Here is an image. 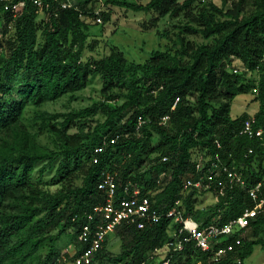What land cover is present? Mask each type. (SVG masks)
Listing matches in <instances>:
<instances>
[{
    "label": "trees",
    "instance_id": "1",
    "mask_svg": "<svg viewBox=\"0 0 264 264\" xmlns=\"http://www.w3.org/2000/svg\"><path fill=\"white\" fill-rule=\"evenodd\" d=\"M199 1H110L155 16L153 28L165 17H183L189 21L183 27L185 34L212 39L211 43L195 45L182 37L180 50L153 51L143 63L128 60L114 48L100 59L83 61L88 19H97L89 6L86 9L93 0L76 2L78 10L27 3L16 18L0 1V19L11 26L5 40L0 38V264H64L57 243L68 230L73 231L76 248L73 255L66 253L64 260L72 264L77 253L87 247L78 242L80 222L73 219L104 203L98 189L104 171L118 172L123 181L141 183L157 208L168 209L182 197V177L193 169L194 158L213 155L218 140L224 161L229 162L232 154L244 165L251 184L264 183L263 147L239 134L250 117L247 113L231 116L232 101L257 86L260 108L254 117L257 126L264 129V0H238L230 9H226V1L222 9L211 3V11L202 8L195 13ZM248 7L251 12L246 11ZM41 14L45 19L38 21ZM100 16L110 20L102 11ZM233 60H239L259 78L251 79L245 71L234 74L229 70ZM94 75L102 78L105 102L66 114L42 113L38 117L40 129L55 136L60 151L38 145V135L21 122L25 109L81 92ZM119 99L121 104L109 105ZM176 99L179 101L172 111ZM98 114L103 115V121L95 120ZM166 115L171 116L169 122L160 126V119ZM139 117L151 119L140 135L136 133ZM73 128L77 132L70 134ZM116 136V143H109L99 163L94 164V149ZM156 136L159 141L154 144ZM250 148L255 153L246 157ZM153 155H158L156 164L139 174ZM165 156L170 158L168 162L161 161ZM57 160L60 162L52 182L62 186L50 193L33 183V175L37 164L52 166ZM162 172L169 177L158 185ZM194 194L185 199L190 212L197 202ZM238 196L225 209L223 222L239 216L250 205L248 198ZM169 228L168 220L143 230L124 226L116 232L123 241L121 254H108L106 243L92 264L102 260L108 264H163L160 255L145 260L165 245ZM251 229L253 239L246 238L241 247L243 264L256 246L264 249V216L253 222ZM170 264L213 263L208 254L188 244Z\"/></svg>",
    "mask_w": 264,
    "mask_h": 264
},
{
    "label": "built area",
    "instance_id": "2",
    "mask_svg": "<svg viewBox=\"0 0 264 264\" xmlns=\"http://www.w3.org/2000/svg\"><path fill=\"white\" fill-rule=\"evenodd\" d=\"M4 10L13 18L22 14L27 3H32L39 8H49L51 4H57L62 9H75L78 6L75 0H0ZM97 4L102 0H93ZM89 5L91 13L97 16L96 22L101 23V7ZM264 60V54H263ZM234 74L249 72L248 69L229 68ZM250 73V72H249ZM251 74V73H250ZM251 92L258 95V87ZM179 99H176L172 111L175 110ZM171 116L166 115L159 121L160 126L167 125ZM151 119L138 118L136 133L140 132L144 125ZM240 136L257 141L264 149V129L257 126L255 117H250L241 126ZM118 136L111 140L105 139L103 144L94 149L93 163H99V156L104 153L108 144H115ZM217 151L210 156L200 155L194 160L193 169L182 177V197L177 199L168 209H159L151 199L145 186L132 180L123 181L118 172L104 171L98 185L99 191L104 195V203L95 206L91 211L84 213L82 217L76 216L73 220L80 222L78 242L87 245L74 258L72 264H92L98 256L101 248L107 243L109 237L124 226H132L143 230L163 220L170 221L169 239L160 249H155L145 262L157 255H163V264H170L174 255L182 253L188 244L203 253L208 254L209 262L220 264L232 261L235 264H243L241 247L244 244L247 231L251 224L260 216H264V183L251 184L250 179L244 173V165L238 163L232 154H229V162L224 161L221 155L223 146L220 141L215 142ZM255 153L253 148L248 149L246 157ZM158 155L147 159L139 170V174L146 173L156 164ZM168 156L162 157V162H168ZM167 172H162L158 177V185L167 181ZM194 192L193 199L196 204L192 211H188L185 205L186 197ZM201 193L214 195L212 208L199 205L198 197ZM238 195L248 198L247 205L239 216L223 222L225 209L235 202ZM223 200V204H221ZM190 212V213H189ZM144 264V263H143Z\"/></svg>",
    "mask_w": 264,
    "mask_h": 264
},
{
    "label": "rangeland",
    "instance_id": "3",
    "mask_svg": "<svg viewBox=\"0 0 264 264\" xmlns=\"http://www.w3.org/2000/svg\"><path fill=\"white\" fill-rule=\"evenodd\" d=\"M87 0H75L77 3L83 4ZM89 1V0H88ZM103 3L97 4L94 1L93 6L101 7L102 12L110 16L108 22H95L93 19H88L89 31H88V46L84 51L83 61L88 59H100L103 56L110 53V50L117 49L122 51L125 57L136 63H143L150 58L153 51H177L181 49V38L185 41L191 42L195 45L203 43H211L212 39H204L201 35H187L183 29L184 25L189 21L183 17L176 19L165 17L160 19L157 23V27H152V20L155 16L145 13H137L131 9L113 4L110 1L116 3H128V4H146L148 0H102ZM226 9L232 8L233 2L238 0H200L197 4L195 13L202 8L209 9L211 11V3L222 9L225 5ZM91 2L86 4V9ZM246 11L251 12L252 8L248 7ZM45 19V16L41 14L38 21ZM5 20V19H4ZM0 19V38L5 40L8 36L6 30L11 28L9 23L5 26V21ZM7 28V29H6ZM238 68L240 71L243 66L239 60H233L230 68ZM243 72V70H242ZM251 79H258V74L248 75ZM103 81L99 75H94L90 78L88 87L74 94H68L60 98L55 102H49L41 107H35L29 105L23 116L21 122L26 126L27 130L32 134H37V144L48 151L58 152L60 151V144L56 140L55 136L49 131H42L40 129L39 116L42 113L49 114H66L74 111H79L86 107H90L96 103L105 102V97L102 94ZM257 95L253 94L250 90L238 95L231 103V116L233 118L242 116L247 113L249 117H253L260 108V102L256 100ZM123 102L122 99L115 102H109L111 107H115ZM95 120L103 121V115L98 114ZM93 127L95 123L91 124ZM76 128L69 131L70 134L76 133ZM159 141V136L155 137L154 144ZM196 157V156H195ZM195 160V158H194ZM60 160L55 161L52 166H49L47 162L37 164L36 170L33 175V183L50 193H56L61 189L60 184H54L52 182L55 177L56 170L59 166ZM214 195L209 193H201L198 197L199 205L212 208L214 204ZM73 231L68 230L58 241L57 246L61 251L60 259L64 264H70L69 260L65 261V254L73 255L75 252L76 244L72 238ZM246 237L253 239L252 229L247 231ZM122 238L119 234L115 233L109 237L106 244V251L112 256H117L123 251ZM42 253H46L43 251ZM67 258V257H66ZM163 258L160 255L159 260ZM65 261V262H64ZM95 264H108L106 261H98ZM245 264H264V249L261 246H256L254 253L245 261Z\"/></svg>",
    "mask_w": 264,
    "mask_h": 264
}]
</instances>
